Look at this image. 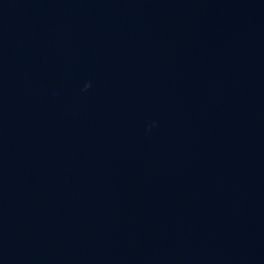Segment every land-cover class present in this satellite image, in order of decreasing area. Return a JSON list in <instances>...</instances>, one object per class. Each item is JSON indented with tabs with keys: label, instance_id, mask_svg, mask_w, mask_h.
Segmentation results:
<instances>
[{
	"label": "water",
	"instance_id": "water-1",
	"mask_svg": "<svg viewBox=\"0 0 264 264\" xmlns=\"http://www.w3.org/2000/svg\"><path fill=\"white\" fill-rule=\"evenodd\" d=\"M0 264H264V0H0Z\"/></svg>",
	"mask_w": 264,
	"mask_h": 264
}]
</instances>
